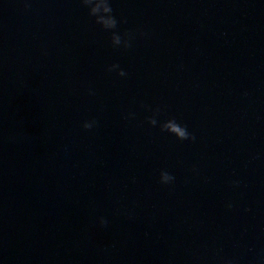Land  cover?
I'll use <instances>...</instances> for the list:
<instances>
[{
    "label": "water",
    "instance_id": "water-1",
    "mask_svg": "<svg viewBox=\"0 0 264 264\" xmlns=\"http://www.w3.org/2000/svg\"><path fill=\"white\" fill-rule=\"evenodd\" d=\"M0 264H264V0H0Z\"/></svg>",
    "mask_w": 264,
    "mask_h": 264
},
{
    "label": "clouds",
    "instance_id": "clouds-1",
    "mask_svg": "<svg viewBox=\"0 0 264 264\" xmlns=\"http://www.w3.org/2000/svg\"><path fill=\"white\" fill-rule=\"evenodd\" d=\"M82 4L87 7L88 5L90 4H93L94 3V0H81ZM97 8H99L98 4L96 3L95 4V7H91L90 8V12L89 14L90 15H95L96 11H97ZM104 12L105 13H109L110 12V9L108 7V5H106L104 8ZM105 29L106 30H112L116 27V21L114 19L111 18V16H109V18L106 20L105 22V25H104ZM112 44L113 46H118V45H121V39L119 36H116V35H113L112 36ZM125 48L128 47V43H127V40H125L124 42V45H123ZM116 66L113 65L111 69H109V71H112L113 69H115ZM117 75L118 76H121L123 77L125 75V73L123 71H118L117 72ZM154 123L153 121H149V124H152ZM93 124L94 122H85L82 127L83 129L85 130H88L90 128L93 127ZM190 137L186 134V132L183 131V135L181 137H177L178 140H185V139H189ZM172 180V177L167 175L166 173H161L160 174V183L162 184H168L170 183ZM229 207H231V205H229ZM99 223L101 226H103L105 224V221L101 218L99 220Z\"/></svg>",
    "mask_w": 264,
    "mask_h": 264
}]
</instances>
